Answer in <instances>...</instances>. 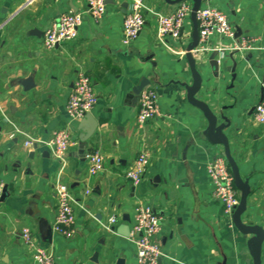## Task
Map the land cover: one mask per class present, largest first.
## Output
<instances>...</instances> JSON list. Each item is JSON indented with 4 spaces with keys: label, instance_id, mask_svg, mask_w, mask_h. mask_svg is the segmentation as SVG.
Masks as SVG:
<instances>
[{
    "label": "crops",
    "instance_id": "1",
    "mask_svg": "<svg viewBox=\"0 0 264 264\" xmlns=\"http://www.w3.org/2000/svg\"><path fill=\"white\" fill-rule=\"evenodd\" d=\"M144 1L165 14L183 2ZM87 3L0 0V264L29 262L31 250L21 236L25 227L56 264H135L130 235L139 203L162 216L161 264H255L247 240L257 234L246 237L213 195L207 164L225 151L209 141L206 114L190 101L191 15L178 37L168 36L172 49L158 39L150 13L137 39L125 44L129 1L107 0L101 19L84 15L79 37L47 48L45 33L61 14L84 10ZM203 5L222 9L241 36L216 34L209 41L212 49L192 51L203 77L195 98L209 104L219 123H228L225 134L248 187L242 222L264 226V125L255 119L264 98V0H204ZM245 38L253 42L251 48L239 47ZM215 49L224 56L239 49L234 81L226 64L218 70L210 63ZM81 69L97 92L90 112L99 124L86 139L81 138L84 117L73 120L67 109ZM143 78L150 80L145 87L158 93L161 115L140 126V95L134 88ZM62 128L73 135L64 162L41 143L25 146L28 136L48 140ZM97 151L104 167L93 173L87 155ZM142 151L148 152L149 164L134 184L126 171ZM59 180L76 199V221L68 232L55 229ZM113 216L117 222L109 230L103 223Z\"/></svg>",
    "mask_w": 264,
    "mask_h": 264
},
{
    "label": "built area",
    "instance_id": "2",
    "mask_svg": "<svg viewBox=\"0 0 264 264\" xmlns=\"http://www.w3.org/2000/svg\"><path fill=\"white\" fill-rule=\"evenodd\" d=\"M129 9L124 19V43L130 44L137 39L143 29L147 15L150 13L156 21L157 37L167 47L172 49L167 43L168 36L178 37L187 16L191 14L192 3L183 1L180 7L172 14H165L156 8L149 7L144 0H128ZM107 9V0H88L84 10L69 11L61 14L53 26L46 31L44 45L53 48L62 42L75 40L79 34V28L83 23L85 14H90L95 18H100ZM197 21L199 27V42L194 49L196 53L212 49L209 41L213 35L219 34L233 38L235 36V26L229 20L228 15L220 8L212 5H203L197 10ZM240 48H251L253 42L243 39ZM176 51V50H174ZM74 81V86L68 100V113L73 120H79L90 112L97 102V92L90 75L84 70H78ZM138 114V124L144 123L156 116L161 115L158 105V93L155 89L144 87L140 93V109ZM255 119L264 125V98L256 105ZM73 142V135L70 128L55 130L48 140H42L33 136H28L25 146H32L41 143L51 152V154L62 162L66 159L67 151ZM91 172H98L104 167V158L100 152L89 153L87 155ZM149 164V154L142 151L134 161L133 166L126 171V176L134 184H139L144 176ZM207 170L214 185L213 195L224 207L228 216H232L240 200L238 188L234 183L232 170L224 153L217 154L208 164ZM56 192L58 197V207L55 220V229L61 232H68L76 221L74 204L76 199L71 193L69 186L63 181H57ZM2 186H0V200L2 198ZM135 208L134 221L132 223L130 240L136 245L135 264H158L159 258L165 252L162 249L157 235L162 229V216L155 212L154 208L147 203H139ZM117 222V217L109 218L103 225L112 230V224ZM24 243L31 250V259L27 264H56L55 259L43 245L37 242V237L30 228L21 230Z\"/></svg>",
    "mask_w": 264,
    "mask_h": 264
},
{
    "label": "water",
    "instance_id": "3",
    "mask_svg": "<svg viewBox=\"0 0 264 264\" xmlns=\"http://www.w3.org/2000/svg\"><path fill=\"white\" fill-rule=\"evenodd\" d=\"M175 2H182L185 0H170ZM192 1V11H191V18L194 22V32H193V41L188 47L187 51V57L189 58L190 66H191V72L193 74L194 78V86L190 90V101L197 107H199L204 114H206V118L208 119L210 125L206 129L205 135L209 139L210 142L214 144H222L224 146L223 152L227 158V161L229 165L231 166V169L233 170L234 178H235V184L238 188L241 190V199L236 207L234 214H233V220L237 227L240 229V231L246 235V237L250 233L257 234L255 237H250L247 240V247L251 251L252 255L255 258V264H261V249L264 244V226H251V225H245L241 220L242 213L247 208V196H248V187L244 183V180L241 176L239 166L234 159L230 143H229V137L227 134H225V129L228 125V123H219L218 121V114H216L209 106V104L203 100H198L195 98L196 93L200 90L201 84H202V76L197 68L196 64V58H194V55L192 51L197 47L199 40V27H198V21H197V10L202 6L204 0H191ZM236 37H240V34H235ZM239 52V49H235L228 56L222 55L220 53L219 49H215L212 53L210 59V63L219 70L220 64H226L225 68L226 70L231 71L233 81L236 79V68L238 65L236 54ZM228 58L232 61V65L228 64ZM220 72V71H218ZM150 83V80L148 78H143L140 84H138L134 90L136 93L140 95L143 88ZM233 83V82H232ZM230 86H233V84H230ZM99 122L98 120L93 116L91 112H87L84 116V118L80 121V127L85 129V134L81 135L82 139L88 138L97 128ZM162 257L159 258L158 264H161Z\"/></svg>",
    "mask_w": 264,
    "mask_h": 264
}]
</instances>
